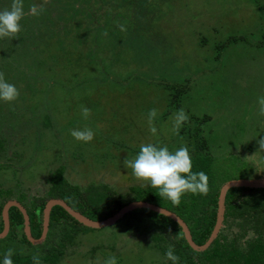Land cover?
<instances>
[{
  "label": "rangeland",
  "instance_id": "1",
  "mask_svg": "<svg viewBox=\"0 0 264 264\" xmlns=\"http://www.w3.org/2000/svg\"><path fill=\"white\" fill-rule=\"evenodd\" d=\"M32 1L39 15L31 14ZM51 1L23 0L21 30L0 38V73L20 93L0 102V189L11 190L12 200L30 205L46 197V179L60 166L73 185L105 184L131 197V188L148 184L125 160L144 143L170 151L179 139L185 144L172 128L181 108L189 132L206 117L199 129L216 181L264 180V0H109L88 24L83 10L74 22L55 11V28L43 21ZM12 3L0 0V10ZM182 86L187 92L173 109L172 88ZM81 106L91 109L86 119ZM153 108L156 135L148 122ZM83 128L94 131L91 142L71 136ZM116 223L79 233L57 264H104L109 256L118 264H169L159 248L165 243ZM229 224L222 226L227 236L240 232ZM254 236L248 230L241 243Z\"/></svg>",
  "mask_w": 264,
  "mask_h": 264
},
{
  "label": "trees",
  "instance_id": "2",
  "mask_svg": "<svg viewBox=\"0 0 264 264\" xmlns=\"http://www.w3.org/2000/svg\"><path fill=\"white\" fill-rule=\"evenodd\" d=\"M90 1L52 0L50 5L45 6L47 9L44 12L50 15L44 17L43 21L48 22L51 28H55L57 25L53 23L55 11H63L65 13L63 18L66 21L74 22L77 13L83 10L85 14L82 19L84 23L86 21L88 24L97 10L103 7L102 4L106 6L111 4L109 0L107 2L105 0H93L94 9L91 11L89 9ZM120 1L125 2V0H115V2ZM32 2L35 5V2ZM139 13L144 15L141 11ZM60 18L62 17L58 16L56 20ZM137 23L140 27V19ZM55 33L52 32V34ZM46 39L41 38V41L46 43ZM184 91L187 92V86L172 88V104L170 105L173 106V109L179 108L176 100L180 99L183 95L181 93ZM169 110L170 108L166 113L167 115L171 113ZM205 120L206 117L195 120L194 128L190 132L185 126L179 128L177 133L186 137L187 142L181 144L178 138L177 145L178 147H188L193 171H203L207 174L206 193H185L179 204H173L167 199L160 198L158 190L147 185L144 188H131L132 196L129 197V195L116 193L105 184H90L85 188L73 185L65 177L64 167L60 166L51 172L46 179L48 185L46 197L30 205L16 200L27 210L33 238H39L42 233L43 210L46 203L51 199L63 200L73 210L93 221H104L114 216L129 203L144 201L176 214L187 224L193 242L198 246L204 245L216 223L219 192L223 185V183L215 180L214 163L216 161L211 154L207 139H203L201 129H199ZM4 151L5 145L0 140V157ZM0 198L1 233L4 227L2 209L4 204L12 199V191L0 189ZM121 220H125V226L128 230H136L141 235L150 233L154 243H165L164 247L158 245L165 257L166 251L172 247L175 254L180 257L179 264H264V188L238 187L231 188L227 192L223 225L228 223H230L229 226L236 225L240 232L233 236H227L228 231L225 233L224 228H221L210 247L202 252L194 251L186 242L181 227L174 220L164 215L148 209H136L127 213ZM23 223L24 219L20 210L11 207L9 210L10 229L8 235L0 240L6 243L4 251H0V258L11 248L14 250L12 257L14 264H33L32 257L34 255L40 257L41 263L57 264L78 234L85 230H91L73 219L62 207L55 206L50 213L49 230L44 244L34 246L27 240L23 232ZM248 230H252L255 236L241 243ZM44 246H47L46 251Z\"/></svg>",
  "mask_w": 264,
  "mask_h": 264
},
{
  "label": "clouds",
  "instance_id": "3",
  "mask_svg": "<svg viewBox=\"0 0 264 264\" xmlns=\"http://www.w3.org/2000/svg\"><path fill=\"white\" fill-rule=\"evenodd\" d=\"M42 11L43 9L36 5H33L31 7V14L34 16L39 15ZM24 16L25 11L23 6V0H13L10 9L0 10V38L17 34L21 30L20 21ZM19 95L20 93L17 86L13 83H10L4 77V74L0 73V102H14L19 97ZM259 102L262 106L261 112L264 113V97H261ZM90 112L91 109L86 106H81V113L85 119L88 118ZM157 112L158 110L155 108L150 109L148 112L149 130L153 135H156L158 131L153 123L155 118L157 117ZM188 119L189 117L184 111V109H178L174 113L172 118L173 131L178 130L179 127H181L185 122L188 121ZM70 134L77 141H81L84 143L91 142L95 136V133L91 128L73 129ZM258 143L260 145V148H264V139L259 140ZM125 164L127 167L131 168L132 175L135 178L140 181H144L150 187L157 189L160 198L167 199L173 204H179L181 201V197L185 193L190 192L193 194H198L207 192V174L203 171L192 170V158L187 146H180L174 151H170L169 147L165 144L151 142L144 143L140 145L139 151L135 155V157L132 159H126ZM11 200L12 199L8 201ZM39 238L33 239L38 240ZM45 240L37 245L44 244ZM13 255L14 250L9 248L7 252L3 254V257L0 258V264H14V260L12 258ZM165 255L167 259L171 261V264H179L180 257L175 254L174 249L172 247H170L166 251ZM32 261L33 264H41V260L38 255H34L32 257ZM104 264H118L117 258L115 256H109L108 258H106Z\"/></svg>",
  "mask_w": 264,
  "mask_h": 264
},
{
  "label": "water",
  "instance_id": "4",
  "mask_svg": "<svg viewBox=\"0 0 264 264\" xmlns=\"http://www.w3.org/2000/svg\"><path fill=\"white\" fill-rule=\"evenodd\" d=\"M238 187H245V188H254V189H260L264 188V180H235V181H229L225 184L222 185L220 192H219V198H218V212H217V219L215 226L212 230V233L207 240V242L202 245L198 246L196 245L193 240L192 236L190 234L189 228L187 224L176 214L168 211L165 208L159 207L157 205H154L152 203L144 202V201H135L131 202L125 207H123L120 211H118L114 216L107 218L104 221H93L81 213L73 210L71 207H69L63 200L60 199H51L49 200L45 208L43 210V222H42V235L38 240H34L31 236L30 232V225H29V218L27 215V212L25 208L18 203L17 201H8L2 210V219L4 223V229L0 233V239L6 237L8 231H9V210L11 207H16L20 210V212L23 215L24 219V233L27 237V239L34 245H37L39 243H42L46 235L48 233V228H49V219H50V213L53 207L55 206H60L62 207L73 219L78 221L80 224L84 225L87 228L90 229H102L111 225H114L116 222H118L120 219H122L127 213L134 211L136 209H148L153 212H156L158 214L164 215L168 218H171L174 220L182 229V232L184 234V238L188 245L197 252H202L205 251L210 247V245L213 243V241L217 238L222 226H223V221H224V214H225V198L227 192L231 188H238Z\"/></svg>",
  "mask_w": 264,
  "mask_h": 264
}]
</instances>
